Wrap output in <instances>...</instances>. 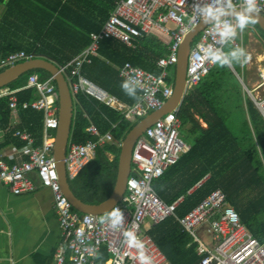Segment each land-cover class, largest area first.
Returning <instances> with one entry per match:
<instances>
[{
	"label": "built area",
	"instance_id": "2783aa9c",
	"mask_svg": "<svg viewBox=\"0 0 264 264\" xmlns=\"http://www.w3.org/2000/svg\"><path fill=\"white\" fill-rule=\"evenodd\" d=\"M195 2L196 0H118L102 28L92 32L89 45L73 59L59 66L67 77L72 93H83L124 116L144 118L161 108L174 91V86L166 84L167 70L177 64L179 49L187 32L201 21L193 9ZM236 2L239 3V0ZM256 5L264 14V0H256ZM169 23L176 24L177 30L172 31ZM154 29L174 37L170 54L158 62L162 73L157 75L131 61L119 67V75L123 79L132 77L141 80L145 91H141L138 102H122L84 75L85 66L93 63L104 40L116 39L134 47L139 38H144ZM198 37L200 38L195 42L189 59V88L199 84L215 66L204 59L202 49L207 46H225L217 43L218 37L212 25L207 26ZM230 42L237 47L241 46L236 39ZM35 57V53L25 50L12 52L1 60L0 68ZM28 83L39 93L38 98L31 102L20 104L17 93L8 89L2 94L9 97L10 107L14 112L22 105L24 109L43 113V143L36 144L30 131L19 130L17 135L25 142L22 152L27 159L10 165L5 155L0 153V186H7L14 194L34 191L40 184L51 188L62 231L55 264H66L68 253H71L73 264H97V258L104 247L111 254L109 264H139L141 249L125 241V234L128 232L142 244V251L151 257L152 264H169L154 238L145 231V225L148 220L159 224L170 217H176L183 229L198 242V252L202 256L200 264H264V243L248 231L240 213L229 204L223 189L213 190L184 216H180L178 211L185 196L167 203L155 190V180L161 178L170 166L192 149V145L181 135L182 121L177 110L167 113L149 127L135 144L127 191L113 208L121 213L118 227L113 228L103 219L113 209L103 215H95L81 213L74 208L64 192L54 158L56 134L52 130L56 131L59 126L56 83L52 77L42 79L37 74H32ZM245 89L264 118V69L260 71L257 85L253 89L245 86ZM116 126L113 124V128ZM88 132L95 139L86 143H69L66 166L70 181L84 170L99 148L115 141L111 131L103 132L95 123L88 127ZM201 229H205L211 236L212 245L203 241Z\"/></svg>",
	"mask_w": 264,
	"mask_h": 264
},
{
	"label": "trees",
	"instance_id": "16d2710c",
	"mask_svg": "<svg viewBox=\"0 0 264 264\" xmlns=\"http://www.w3.org/2000/svg\"><path fill=\"white\" fill-rule=\"evenodd\" d=\"M68 9L69 6L62 2L53 7L52 13L49 14V23H46L43 28L44 32L50 31L48 27L52 23L55 29L61 27L63 23L69 22L67 18ZM250 28L259 35L264 44V31L260 26L256 23L250 25ZM144 41L145 39H140L137 48L133 49L116 39H107L101 43L99 53L118 67L127 61H131L160 75L162 71L157 64L163 54L148 51ZM39 43L40 45H38ZM54 49L55 46L49 36L41 37L29 47L23 45L9 47L1 53L0 62L10 53L21 50L46 55L60 64L70 60V56L57 57L53 54ZM234 66L239 71L235 63ZM118 69L107 64L98 56L94 57L92 64L85 66L84 72L89 79L96 81L101 87L108 88L110 92L124 99L121 93H125L122 91L121 83L116 76L119 75ZM34 73H39L42 79L51 77L49 72L35 69L11 83L9 87L12 89L26 87L30 76ZM219 73L216 72L214 79L204 80L198 86L189 88L178 112L183 122L181 131L185 139L193 145L191 152L183 156L177 164V166L180 165V168L184 166L186 169L185 193L206 175L209 173L212 175L206 185L186 199L178 214L184 216L213 190L222 188L228 194L230 203L239 210L242 222L248 231L264 243V118L250 99L248 105L253 131L248 121L244 122V128L241 127L240 131L232 129L230 116L240 106L239 103L228 101V93L233 91L229 87L230 79L235 77L233 74H229V77L219 76ZM168 81L172 82L173 78H166V82ZM112 86H115L116 89ZM125 96L127 97L125 101L130 104L139 100L126 94ZM35 98L32 88L19 92L20 103ZM7 99L6 97L0 99V119L4 126L8 124L10 118ZM79 99L83 107L77 111L72 130V140L78 143H86L90 139H95L87 132V128L92 122L98 124L101 121L105 125V132L111 129L110 121L117 123V128L113 129L112 132L115 139L121 142L142 119L137 116H124L109 106H104L100 112V109L91 104L85 96L80 95ZM104 113L107 115L106 117L103 116ZM201 121L207 123L208 127L204 128ZM120 151V147L115 144H107L104 148L98 149L95 157L84 170L71 180L72 188L78 197L90 204H100L110 197L117 181ZM110 153L115 155L114 159L110 158ZM172 171L173 169L168 170L155 184L162 199H164L163 196L167 191L166 187L169 184L168 179ZM250 193L256 195L253 200L246 198L247 194ZM173 201H175L174 198L168 200L167 203ZM153 227L150 233L155 237L156 242L165 252L171 264H200L201 257L197 253V243H193L192 236L182 229L175 217ZM103 256L108 259L109 254L104 252Z\"/></svg>",
	"mask_w": 264,
	"mask_h": 264
},
{
	"label": "crops",
	"instance_id": "0c3cea01",
	"mask_svg": "<svg viewBox=\"0 0 264 264\" xmlns=\"http://www.w3.org/2000/svg\"><path fill=\"white\" fill-rule=\"evenodd\" d=\"M117 1L118 0H1L0 1V55L2 52H5L7 49H9V47L13 45H18V46L23 45L24 47H29L34 44L36 39L49 36L51 42L55 46L53 54H55L59 58L70 56L71 57L70 60H71L76 55H78L85 47L88 46L87 44L91 41L92 32L99 31L102 28L104 22L109 18L112 11L114 10ZM60 2H62L63 4H67L69 6L68 14H67L68 15L67 18L69 22L65 21L66 23H63L61 27H57L55 29L52 23L48 27L50 31L45 33L43 28L44 26H46V23H49L48 22L49 14L52 13L51 11L53 7L57 6ZM168 26L171 28L172 31L177 30V25L174 23H169ZM140 39H145L144 42L146 47H148V51L150 50V51L162 53L163 57H167L170 54V47L174 42V37L172 34L165 33L159 29H154L144 38H139L137 40V44H135L136 46L134 47L128 45L127 46L133 49L137 48ZM38 45H40V43ZM240 47L243 46L241 45ZM98 56H100L107 64L115 66L116 68L120 67V66L118 67L117 65H113V63H111L108 59L102 57L100 53H98V55H96L95 57ZM36 57L49 58L48 56L42 54H36ZM49 59L57 62L52 58ZM157 65L158 68L161 69V71H163L162 68L159 66V64ZM237 67L239 68L240 72L237 71L234 64L231 65L230 67H220L218 65H215L212 68L211 73L207 75L202 81L208 79L209 80L214 79L216 72H220L218 74L219 76L224 75L225 77L227 76L229 77V74L230 75L233 74L235 78L230 79L231 84L229 86L233 91L232 93H230L229 91L228 101L231 103H239L240 105L239 109L243 113L242 115L243 119L240 122L239 125L240 128L238 131H240L241 127L244 128L243 124L245 121L249 122L250 128L253 131L251 116L249 113V105H248L249 103L248 101L250 99L251 101L253 100L246 91L245 86L249 87L250 89H253L257 84H253L254 87H251V85L248 82L247 79V72L249 68L248 60L246 63L240 64V66L238 64ZM3 69L5 68H0V71ZM263 69L264 68H261V70ZM167 72H168L167 78L172 77L173 81L172 82L168 81L166 82V84L174 86L176 64L170 66ZM83 73L87 77L84 70ZM34 74L39 75V77L41 78V75L39 73H34ZM238 74L241 78L238 76ZM116 76L120 83L122 82V80H124L122 77H120V75L117 74ZM259 77H260V73H259ZM198 85L199 84L195 86ZM29 88L34 89V95L36 97L35 99H37L39 93L33 86L29 85V83L27 84L26 87L23 88L12 89L11 87L6 86L0 90V99L5 97L8 98L7 102L9 104L8 106L10 110V118L7 125L5 126L2 125L0 119V153L5 155V159L10 165L15 163H20L27 159V156H25L22 152V148L25 145V142L17 135V132L19 130L25 129L30 131L33 134V137L35 138L36 144L40 145L43 143V118H44L43 113L34 109H24L22 105L19 107V110L17 112H14L10 107V101H8L9 97L7 95L2 94L5 93L7 89L11 91H15L19 99V92ZM103 88L106 89L110 94L115 95L120 101L127 103L125 101V99L127 98L125 94L121 93V95H123L124 98L122 99L118 95L110 92L108 88L105 87ZM113 88H115V86ZM80 95L85 96L91 102V104L98 107V109H100V112H102V108L104 106H107L104 103H101L92 98L90 99L85 94L80 93L78 95H75L76 97L75 116L77 114V111L83 107L79 99ZM138 95L140 100L141 92H139ZM57 100L59 105V97ZM25 101L31 102L33 101V99L25 100ZM175 110H177V114H178L180 108ZM103 116L106 117L107 115H105L104 113ZM201 122L204 128L208 127L207 123H205L204 121ZM92 123L97 124L96 122H92ZM110 123H111V129L107 130L106 132L109 131L112 132V130L117 128L118 126V124L114 123L113 121H110ZM113 124L117 126L113 128ZM97 125L102 129L103 132H105L104 131L105 125L101 121H99ZM182 126H183V122H182ZM181 130L182 127L180 129V132L183 138L185 139V136ZM235 130L237 131V129ZM87 132H88V128H87ZM52 133L56 134V131L52 130ZM70 141H73L72 138ZM121 142L115 139L114 142H110L108 144H115L116 146L121 147ZM187 142L192 145V143H190L189 141ZM192 149H193V145H192ZM191 150L189 152H191ZM189 152H187L186 154H188ZM186 154H183L180 160ZM109 156L111 159L115 158L114 154L110 153ZM180 160L166 170V172H168V170L173 169L170 178L168 179L169 184L166 187L167 191L163 196L164 198L163 200L165 202L173 198L177 200L178 198L183 196H185V201H186V199L194 195L197 190H199L201 187L206 185V183L211 179L212 175L211 173H209L203 179H201L194 187L190 188L187 193H185V189H186L185 183H187L186 180L187 174L184 166L183 168H180V165L177 166ZM158 180L159 179L155 180V182L153 183V186L156 191L157 189L155 187V184ZM224 192L226 193V191ZM226 195L228 199V194L226 193ZM255 196H256L255 193L254 194L250 193L247 194L246 198L248 200L251 199L253 200ZM228 202L231 206L237 209L236 206L230 203L229 199ZM183 204L180 206V208L183 206ZM176 220L179 222L177 218ZM156 225L158 224L153 223L151 220H148L145 225V231L148 234H150L155 241L156 239L150 233V231L154 228L153 226ZM201 231H203V229H201ZM61 240H62V231L59 220V214L55 207V199L51 188L40 184L34 191L24 192L21 194H14L10 191V189L7 186H0V264H55L56 253L61 243ZM193 243H197V253L202 259V256L198 252V242L194 238H193ZM212 243L213 241L208 244L211 245ZM160 249L162 250L161 247ZM104 252L109 254L108 259L104 258L103 256ZM162 252L166 256L167 262L171 264L165 252L163 250ZM110 258H111V254L108 252L107 248L104 247L100 252L99 257L97 258V264H109ZM71 263H72L71 253H68L66 264H71Z\"/></svg>",
	"mask_w": 264,
	"mask_h": 264
},
{
	"label": "water",
	"instance_id": "95a60500",
	"mask_svg": "<svg viewBox=\"0 0 264 264\" xmlns=\"http://www.w3.org/2000/svg\"><path fill=\"white\" fill-rule=\"evenodd\" d=\"M257 24L264 31L263 13L260 14V20ZM207 26L209 25L200 21L185 35L179 49V59L176 64L173 94L166 100L161 108L142 118L122 140L115 188L110 197L100 204H90L78 197L72 188L71 181L68 178L66 166L67 150L72 138L76 97L71 91L66 75L59 67L60 64L47 57H35L9 66L0 71V90L35 69H42L49 72L51 77L54 79L59 97V126L56 129L54 158L60 174L64 192L73 203L74 208L78 211L81 213L103 215L111 211L114 206H116L123 199L127 191L128 179L132 172V158L135 144L149 127L156 124L167 113L175 109H179L183 104V101L189 91L188 66L190 55L197 37Z\"/></svg>",
	"mask_w": 264,
	"mask_h": 264
},
{
	"label": "clouds",
	"instance_id": "9594fccd",
	"mask_svg": "<svg viewBox=\"0 0 264 264\" xmlns=\"http://www.w3.org/2000/svg\"><path fill=\"white\" fill-rule=\"evenodd\" d=\"M193 9L202 23L212 25L218 37L217 43L220 45H227L236 38L238 32H243L249 25L256 24L261 14L256 0H239V3L236 0H196ZM202 53L204 59L220 67H230L234 63L244 64L248 60V54L243 47L225 50L223 47L207 46L202 49ZM120 87L133 99H139L138 93L145 91L139 78L124 79ZM103 219L116 228L121 221V213L118 209H113ZM125 241L141 249L138 256L139 264H152L151 257L143 253L142 244L134 239L131 232L125 234Z\"/></svg>",
	"mask_w": 264,
	"mask_h": 264
},
{
	"label": "rangeland",
	"instance_id": "374dc122",
	"mask_svg": "<svg viewBox=\"0 0 264 264\" xmlns=\"http://www.w3.org/2000/svg\"><path fill=\"white\" fill-rule=\"evenodd\" d=\"M200 38V37H197ZM236 41L243 46L248 54V72H247V79L251 87H254L253 84H257L260 77L259 73L261 68L264 67V44L262 40L259 38V35L250 28V25L243 31L238 32L236 36ZM199 40V39H198ZM237 47L232 42H229L227 45L224 46L225 50L228 48ZM237 65L240 63H236ZM248 98V97H247ZM243 113L239 108H236L231 116L230 119L232 120V129L239 130L240 122L243 119ZM141 119V118H140ZM203 229L200 230V236L203 237L204 241L208 244L212 242V238L208 235L207 231ZM210 245V244H208ZM212 245V244H211Z\"/></svg>",
	"mask_w": 264,
	"mask_h": 264
},
{
	"label": "bare ground",
	"instance_id": "6f19581e",
	"mask_svg": "<svg viewBox=\"0 0 264 264\" xmlns=\"http://www.w3.org/2000/svg\"><path fill=\"white\" fill-rule=\"evenodd\" d=\"M264 68V67H263Z\"/></svg>",
	"mask_w": 264,
	"mask_h": 264
}]
</instances>
